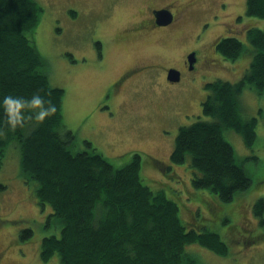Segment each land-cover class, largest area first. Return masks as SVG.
<instances>
[{
  "label": "trees",
  "instance_id": "trees-1",
  "mask_svg": "<svg viewBox=\"0 0 264 264\" xmlns=\"http://www.w3.org/2000/svg\"><path fill=\"white\" fill-rule=\"evenodd\" d=\"M244 8L246 15L264 19V0H246ZM44 11L37 0H0V166L6 147L13 145L18 150V177L41 208L49 206L43 222L52 231L39 240L40 258L48 261L56 254L59 264H200L186 248L193 243L226 256L228 243L238 237L231 232L233 224L222 233L225 242L212 229H199L186 221L179 199L180 207L164 189L152 190L144 183L140 153L131 152L126 163L115 166L88 140H81V149H73L75 135L63 124L64 89L49 82L33 39ZM245 30L251 58L244 74L235 82L215 78L203 83L200 114L210 118L197 116L178 127L171 165L166 163V168L187 163L192 186L210 190L221 201H230L251 184L243 163L235 159L234 149L223 137L228 127L248 148L256 139L257 117L241 115L239 97L246 86L264 90V29L249 26ZM233 32L214 44L216 52L231 60L245 52ZM35 93L45 100V107L48 101L55 104L56 111L37 121L29 114L39 109L26 107L22 125L9 127L3 97L30 99ZM146 162L164 169L154 155L144 154V166ZM4 186L0 183V189ZM252 205L264 226V198ZM228 217L226 211L221 221ZM17 234L19 241L27 242L32 228Z\"/></svg>",
  "mask_w": 264,
  "mask_h": 264
},
{
  "label": "rangeland",
  "instance_id": "rangeland-1",
  "mask_svg": "<svg viewBox=\"0 0 264 264\" xmlns=\"http://www.w3.org/2000/svg\"><path fill=\"white\" fill-rule=\"evenodd\" d=\"M37 1L45 11L35 27L33 39L36 50L45 61L49 82L64 89L63 124L75 135L73 149H81V140H88L115 166L126 163L131 152H138L142 156L140 174L144 183L152 190L164 189L165 195L177 205L179 199L181 215L186 221H192L199 229H212L225 242L222 233L233 224L231 232L238 237L231 241V245L228 243L226 256L215 254L196 243L186 247L200 260V264H264V226L258 223L259 218L252 205L255 199L264 198V90L256 92L246 86L239 97L241 115L257 117L256 139L251 147H246L242 137L233 129H223V137L234 149L235 159L243 163L250 177L251 184L246 190L230 201H221L210 190L192 186L187 163L166 168L178 127L193 122L197 116L210 118L200 114V103L205 93L203 83L215 78L235 82L244 74L251 58L245 28L255 26L264 29V19L246 15V0H226L225 5L222 0H202L178 26L154 35L160 38L156 43L140 37L125 42L116 35L118 24L135 16V13L141 14L146 0H114L110 19L104 20L99 29V34L107 40L105 58L108 69L105 73H97L86 68L84 63L88 61H82L78 55L89 60L90 49L97 48V32L93 30L94 36L88 30L85 15L103 11L104 0ZM154 2L162 4L167 0ZM70 9L75 11L74 15ZM236 14L240 20L233 22ZM202 22L207 25L197 40L196 33ZM224 24L236 30L233 33L245 45L244 54L234 60L226 59L210 48L212 38L230 34L223 31ZM190 48L198 49V66L192 79L195 81L185 84L192 75L182 67V53ZM148 59L182 68V82L169 89L163 84L162 75L155 84L144 83L143 77L134 81L136 84L128 83L115 103L109 98L99 99L100 88L115 76L119 67ZM115 110L114 119L107 120L106 116H112L111 112L115 113ZM173 110L179 113L184 110L189 115L182 118L179 114L172 120L164 119L165 112ZM162 126L168 133L160 134ZM144 154H153L163 163L164 169L147 162L144 166ZM251 155L257 159L249 157ZM2 159L0 183L5 186L0 189V264H59L58 255L43 261L39 254V240L52 231L50 227L45 228L43 222L49 206L41 208L32 191L18 177V150L13 145L6 147ZM209 211L212 217H209ZM226 211L229 220L222 222L221 217ZM27 226L32 228V235L27 242L19 241L17 233ZM224 235L229 236L227 233ZM261 235L263 237L258 239Z\"/></svg>",
  "mask_w": 264,
  "mask_h": 264
},
{
  "label": "flooded vegetation",
  "instance_id": "flooded-vegetation-1",
  "mask_svg": "<svg viewBox=\"0 0 264 264\" xmlns=\"http://www.w3.org/2000/svg\"><path fill=\"white\" fill-rule=\"evenodd\" d=\"M113 1L114 0H104L105 8L103 11L96 13L95 15L92 14H86L85 16V23L88 30L94 34L93 30H96L97 36L94 34V36L98 37L95 41L96 49H90L91 55L88 58L85 56L81 57V55H78L82 61H88L87 63H84V66L86 68L92 69L94 72L97 73H105L107 68V58H105V53L107 48L105 47L106 44V38L105 36H101L99 34V29L102 28V22L104 20H108L111 17L110 10L113 8ZM202 0H167L166 3L158 4L154 2V0H146L144 4L143 11L141 14H136L135 16L124 18L125 21L119 22V32L116 34L121 38L123 41H134L136 37H140L141 39H151L150 42L156 43L158 41L159 36L154 37V35H157V33H165L169 29H173L176 26L181 23L180 21L182 18L186 15H188L190 12L195 11L194 8L196 5ZM223 5L226 3L222 0ZM221 5V4H220ZM221 5V6H223ZM158 9L168 10L171 12L172 18L168 23H156V15L155 11ZM134 18V19H132ZM233 22H237L240 20V16L237 14L233 16ZM207 23L202 22L200 24L199 30L196 33V39L199 40L201 37L202 31L205 29ZM225 27V28H224ZM224 32H233L232 29H229L228 24H224ZM222 37V36H220ZM216 36L215 38H212L210 41V48L211 51L214 50V44L215 40L220 38ZM114 39V38H113ZM112 40V38H111ZM158 43V42H157ZM88 48V47H87ZM90 48V47H89ZM191 51H194L195 53V61L190 65L188 63L187 57ZM215 51V50H214ZM183 57H182V67L186 68L188 70V73L192 75V77H188V81L185 82V84H192V79L195 78L194 73L197 71L198 66V49L196 48H190L188 50L183 51ZM83 55V54H82ZM164 62V61H163ZM162 61H155L153 59H148L147 61L138 60L137 62L127 63V65L119 67L118 71L115 72V76L110 78L106 81V83L100 88V91L98 93L99 99L104 100L109 98L112 102L115 103L117 96L121 93L122 90H124V87L128 85V83L136 84L134 81H138L141 78H145L144 83L147 82L148 84H155L158 83L159 75L163 76V84L165 87H168L169 89L175 85L180 84L182 74L181 70L182 68L177 67L176 65H167L163 63ZM121 65V64H120ZM119 65V66H120ZM170 68H174L179 73V79L178 80H169L167 73L170 70ZM108 106V104L106 105ZM115 113L111 112L112 116H106L107 120H113ZM182 114L183 117H187L189 113L183 110V112L173 110L172 112H165L164 119L166 120H172L175 118L176 115ZM160 134L168 133V130L166 127H163L159 129ZM153 155V154H152ZM16 239V238H15ZM1 252H0V260H1Z\"/></svg>",
  "mask_w": 264,
  "mask_h": 264
},
{
  "label": "clouds",
  "instance_id": "clouds-1",
  "mask_svg": "<svg viewBox=\"0 0 264 264\" xmlns=\"http://www.w3.org/2000/svg\"><path fill=\"white\" fill-rule=\"evenodd\" d=\"M45 100L35 93L31 96L30 99H25L23 97L5 95L3 97V106L6 113V120L9 127L15 129L17 126L22 125L26 113L22 111L26 107H31L33 109H39L33 115L34 119L37 121L43 120L46 116H49L51 113L56 111L55 104H52L50 101L47 102V107H45Z\"/></svg>",
  "mask_w": 264,
  "mask_h": 264
},
{
  "label": "water",
  "instance_id": "water-1",
  "mask_svg": "<svg viewBox=\"0 0 264 264\" xmlns=\"http://www.w3.org/2000/svg\"><path fill=\"white\" fill-rule=\"evenodd\" d=\"M155 15H156V23H168L171 18V12H169L168 10H163V9H158L155 11ZM195 53L194 51H191V53H189L187 60L188 63L190 65H192V63L195 61ZM168 79L169 80H178L179 79V73L176 69L174 68H170V70L167 73Z\"/></svg>",
  "mask_w": 264,
  "mask_h": 264
}]
</instances>
